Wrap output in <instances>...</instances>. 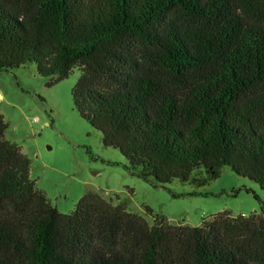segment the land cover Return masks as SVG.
I'll list each match as a JSON object with an SVG mask.
<instances>
[{"label": "trees", "instance_id": "16d2710c", "mask_svg": "<svg viewBox=\"0 0 264 264\" xmlns=\"http://www.w3.org/2000/svg\"><path fill=\"white\" fill-rule=\"evenodd\" d=\"M27 63L47 86L79 71L74 109L141 179L228 166L264 190V0H0V71ZM6 126L0 264H264L263 208L149 224L87 191L61 213Z\"/></svg>", "mask_w": 264, "mask_h": 264}, {"label": "rangeland", "instance_id": "374dc122", "mask_svg": "<svg viewBox=\"0 0 264 264\" xmlns=\"http://www.w3.org/2000/svg\"><path fill=\"white\" fill-rule=\"evenodd\" d=\"M79 74L75 68L47 86L33 63L0 71V113L7 124L3 137L20 147L29 159L30 178L61 213L71 212L87 191L112 204L124 202L127 211L149 224L158 216L196 226L223 210L236 216L264 209V190L228 166L201 184L173 179L155 186L130 173L119 150L103 145L101 132L74 109L71 88Z\"/></svg>", "mask_w": 264, "mask_h": 264}]
</instances>
